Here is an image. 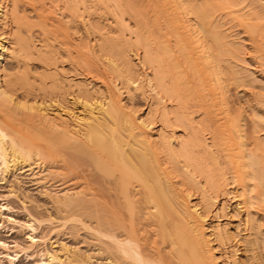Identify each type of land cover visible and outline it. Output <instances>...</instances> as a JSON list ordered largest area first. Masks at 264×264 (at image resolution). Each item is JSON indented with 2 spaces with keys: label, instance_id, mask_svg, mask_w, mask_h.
I'll return each instance as SVG.
<instances>
[{
  "label": "bare ground",
  "instance_id": "6f19581e",
  "mask_svg": "<svg viewBox=\"0 0 264 264\" xmlns=\"http://www.w3.org/2000/svg\"><path fill=\"white\" fill-rule=\"evenodd\" d=\"M19 169L104 256L39 264H264V0H0V178Z\"/></svg>",
  "mask_w": 264,
  "mask_h": 264
},
{
  "label": "rangeland",
  "instance_id": "374dc122",
  "mask_svg": "<svg viewBox=\"0 0 264 264\" xmlns=\"http://www.w3.org/2000/svg\"><path fill=\"white\" fill-rule=\"evenodd\" d=\"M259 86L256 85V89L251 90L259 92L262 90ZM237 91L239 92L240 90L238 89ZM237 91H235L236 94ZM245 95L246 93L240 92V94H237L238 97H235V100L237 98L238 103L242 102L244 106H247L244 103L246 102ZM136 104L137 107L143 105L139 97L136 99ZM25 171L24 169H19L17 172L12 171L5 179L0 178V207H2V210L0 209V242L5 244L4 247L0 245V264H10L9 259L3 257L6 253L16 258L15 264H39L40 255L44 249L48 251L54 249L58 253L62 243L69 244V247H78L82 253H91L94 256L93 261L95 263L101 262L104 256L102 257L99 253L100 242L97 240L98 237L95 234L93 235L94 232L85 229L86 227L84 228L82 224L78 223L74 224L76 227L73 224L71 225V223L63 228L62 226L60 227V222L64 220L63 216L65 213L57 210L51 200L45 197L43 186L36 183V179ZM58 179L55 177V179L51 178L49 180V183L51 182V185H54L51 188L52 190L61 191L65 189L61 185L60 179ZM89 179L92 180L90 177ZM83 182L79 181V184H83ZM47 187L49 188L50 186ZM3 206L5 207L3 208ZM34 218L36 220L35 227L38 242L35 245H31L26 226ZM42 237L45 239H42ZM40 239L46 241V243L41 242ZM17 244L26 248V251L16 249Z\"/></svg>",
  "mask_w": 264,
  "mask_h": 264
}]
</instances>
